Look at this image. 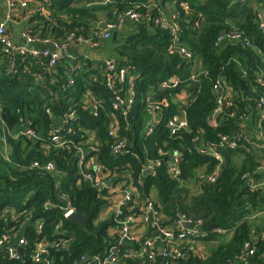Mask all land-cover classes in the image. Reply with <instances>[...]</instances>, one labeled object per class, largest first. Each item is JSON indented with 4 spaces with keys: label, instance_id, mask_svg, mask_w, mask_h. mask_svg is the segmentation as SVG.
<instances>
[{
    "label": "trees",
    "instance_id": "16d2710c",
    "mask_svg": "<svg viewBox=\"0 0 264 264\" xmlns=\"http://www.w3.org/2000/svg\"><path fill=\"white\" fill-rule=\"evenodd\" d=\"M20 8L31 21L24 29L30 35L57 41L83 36L97 45L71 41L77 59L65 55L49 69L40 64L43 57L2 53L0 236L20 233L26 244L17 248V259L0 248V264H80L82 258L95 263L93 257L103 258L111 246L120 254L157 235L153 225L135 243L108 234L116 225L114 211L101 215L117 193L83 178L93 166L82 164L80 171V150H87L85 160L104 166L108 180L131 181L140 199L152 198L160 227L177 233L185 218L196 230L195 238L179 243V258L167 259L154 248L152 259L119 256L118 264H264V186L258 185L264 181V120L259 121L257 108L264 92V32L259 27L264 0H42L40 10ZM17 9L10 13L13 21L22 20ZM127 9L138 13L137 21L124 19L106 38L97 34ZM161 18L167 24L156 23ZM228 32L241 33L249 45L225 37L214 45ZM181 49L192 57L185 58ZM105 58L132 67L136 75L126 114L111 106ZM164 80L169 86L162 88ZM182 91L186 97L178 98ZM85 92L97 102L96 115L84 103ZM175 118L186 126L171 133L167 122ZM247 119L250 136L241 134ZM27 128L33 135L23 134ZM110 128L115 137L108 135ZM54 129L65 144L52 141ZM117 140L124 141L126 151L113 154ZM202 145L216 148V154H199L196 148ZM172 155L176 174L169 169ZM148 161L160 164L143 177ZM47 163L53 170L45 168ZM215 172V180H208ZM192 179L199 191L188 204L186 184ZM66 204L85 217L84 225L63 216ZM130 213L138 211L124 208L122 218ZM40 241L48 242L43 255L48 263L32 260Z\"/></svg>",
    "mask_w": 264,
    "mask_h": 264
},
{
    "label": "built area",
    "instance_id": "2783aa9c",
    "mask_svg": "<svg viewBox=\"0 0 264 264\" xmlns=\"http://www.w3.org/2000/svg\"><path fill=\"white\" fill-rule=\"evenodd\" d=\"M27 0H6L7 4V20H11V12L16 11L17 6L21 5V7L26 5ZM139 18L138 13L134 9H127L117 15V21L118 22H109L103 27H101L100 30H98L97 34H99L101 37L106 38L109 36L110 29L116 28L119 26V23L123 21L124 19H129L132 21H137ZM260 18V24L259 27L260 29L264 32V20L262 18V15L259 16ZM156 23H161V24H167L166 21L161 18L157 19ZM176 29V25L174 26ZM175 29L172 28V31ZM175 33V32H172ZM22 36L25 40H27L30 43H35V42H42L45 44L50 45V47L43 48V49H34L30 50L28 53L35 58H40L43 57L44 61H41V65H45L47 69L52 68L53 66L56 65L57 60L59 59L60 55L59 52L67 47V44L70 41H74L77 44H88L92 46H96L97 43L94 42L92 39L83 37V36H77L73 37L72 35H69L67 38H65L63 41L60 40H52L49 38H41L38 36H33L30 35L27 32H23ZM228 38V39H242L246 45H249L248 40L241 35L239 32H228L224 35H221L217 37L216 42L214 45H217L223 38ZM0 43L4 47V50L6 53L13 55L15 53H23L25 49H23L21 46L17 44H12L9 39L5 35V23L0 22ZM183 52L185 58H191L192 55L190 52H188L185 49H181ZM48 58V60H45ZM102 64L104 66V73H105V79L106 83L109 86V89L113 91L114 98L111 102V106L113 109L121 111L123 114H126L132 105V86L134 84V79L136 78V75L133 73V68L130 66H121L118 63H115L113 60L110 58H106L102 61ZM174 79V78H173ZM117 82L125 84V87H117ZM171 81H173L171 79ZM169 86L167 81H163L160 83V87H166ZM219 83L218 81L216 82V89H218ZM227 95H231V92L228 90L226 92ZM85 99L88 101L89 100V92H85ZM177 97L182 98V93L177 94ZM183 97L185 98L186 95L183 94ZM220 104V101H218ZM89 106H92V109L94 111V115H96V110H97V102L94 101L93 103L89 101ZM257 108L259 112V121L264 120V92L262 96L259 98L257 102ZM219 108L217 107L214 109L213 113L217 114L219 113ZM155 110L152 111L154 113ZM155 121L151 120V123H154ZM211 124L216 125V123L212 120ZM168 127L170 128L171 133H175L176 131L183 130L186 126V121L184 119H168L167 122ZM70 131V130H68ZM23 134L27 135H33V132L31 129L27 128ZM52 141L55 143H58L59 145L65 144V140L63 139L62 135L58 134L57 129H54V131L51 133ZM108 135L111 137H115V131L113 128H110L108 131ZM222 141L227 143V140L224 137H222ZM88 150L93 151V146L88 145L87 147ZM210 149V148H209ZM214 150V148H212ZM87 150H80V158L78 161V165L81 171V166L87 165V164H92L93 166V173L87 174L84 173L82 176L84 179H88L91 181L92 185L96 186H101V187H106L108 188L111 193H120L115 200L109 199V202H115L116 206L114 211L115 214V221L116 225L112 228L115 230L113 232L119 239V242H124V243H135L138 242V238L133 233L131 230V224L135 219V215L133 213L127 214L122 218L123 214V209L126 208L128 210H132V207L129 206L132 200L133 196V189L135 188L131 181H122L121 183L118 182H112L109 179L110 174L108 171L105 170L104 166L101 163H97L92 161V159L85 160V152ZM125 150V143L123 140H117L114 145L112 146V152L113 154H119L122 153ZM201 151H206V149H201ZM169 162V169L172 173L176 174L178 172V167H177V159L176 156L172 155V159ZM160 164V161H148L146 162L143 166V169L149 168L150 171H154L155 167ZM36 165V163H34ZM45 168L47 170H53L52 164H46ZM215 175L216 172L212 175H209L207 178L210 181L215 180ZM122 183H125V188L122 186ZM250 187H253V184L250 182ZM258 185L264 186V181L258 182ZM259 187V186H257ZM127 188V189H126ZM123 190V191H122ZM63 197V195L61 196ZM152 198L151 200H144V204L141 207V211L143 212V217L142 220L143 222H151L153 226L156 227L157 229V235L153 238H146L144 237V240L139 244V246L136 249H133L132 247H127L125 248L120 254H119V249L116 248L115 246H111L107 252V254L99 259L98 256L93 257L95 263H91L89 261H84L85 258L81 259L80 264H118V257L119 256H132L136 255L139 257H146L147 259H152L153 258V252L151 249L155 248V243L156 241H161L162 244L159 248V253L170 260L176 259L181 257L182 251L179 248V243L186 240L190 241L191 239L195 238L197 236L196 230L190 229V228H184L180 227V230H178L177 233H174L172 229H164L160 227L157 224L159 212L153 207L152 203ZM46 205V204H45ZM52 205H48L45 208H49ZM144 209V210H143ZM74 208H72L69 204H66V206L63 209V216L64 217H69L72 213H74ZM182 221H187L191 223L189 220L182 218L178 224H180ZM42 227V222L37 223V231H40ZM176 235V237H175ZM140 241V240H139ZM26 244V240L23 236H18L15 239L9 236V234L4 233L0 236V248L7 250V255L11 259H17L19 258V253L17 251V248L20 246ZM48 245V242L46 241H40L36 244V248L34 250V255L32 256V260L34 262H44L48 263V259H45V256H43L46 253V247ZM49 245H55L57 246V243H50ZM253 247H251L249 244L245 245V249H247V252L249 254L253 253ZM263 256H264V249H263ZM74 264H77L74 262Z\"/></svg>",
    "mask_w": 264,
    "mask_h": 264
},
{
    "label": "crops",
    "instance_id": "0c3cea01",
    "mask_svg": "<svg viewBox=\"0 0 264 264\" xmlns=\"http://www.w3.org/2000/svg\"><path fill=\"white\" fill-rule=\"evenodd\" d=\"M29 2H30V0H27L26 6H29L30 9L40 10L42 8V0H34L33 2H30V3ZM18 6H21V5H18ZM23 10L24 9L21 10V8L18 10L19 14L22 16V18H21L22 20H20V21H18V20L13 21L12 19L7 20L6 0H0V22L5 23V35H6V37L9 39V41L12 44H17V45L21 46L23 49H25L23 53H15V55L28 53L30 50H34V49H43V48L50 47V45L42 43V42L30 43L23 38L22 33L24 32L25 24H31L30 23L31 21L27 18L28 16L26 14H24L27 12H23ZM262 18L264 20V10L262 12ZM26 19H28V20H26ZM22 22H24V24ZM2 53H6V52H5L2 44L0 43V61H1ZM78 54L79 53H78L77 49H74V46H68L67 48H65L59 52L60 57L68 55V56L73 57L75 59H77L76 56H78ZM54 123L57 125H60L61 124V118H54ZM250 124H251L250 119H247L246 123L243 124L245 129L241 130V134H246L249 136L251 135L252 130H251ZM260 171L262 173L260 175V178L264 179V166L260 169ZM197 176H199V175H197ZM122 186L125 188V183H122ZM196 187L198 188V185H196ZM198 191H199V188H198ZM119 194L120 193H118L117 196ZM133 195H135L136 198L133 199V196H132L131 207H132V210L134 209V211L136 209L138 211V214L135 215V219L131 224V230L133 231V233H135L137 238L140 240L145 235L148 226L149 225L152 226V224H151V222L145 223L142 220V217L144 215L143 214L144 211L143 212L141 211V207L144 204V200L140 199L141 198L140 192L137 188L133 189ZM117 196L115 195L114 197L116 198ZM115 206H116L115 202H112V203L110 202V207L107 208V210L102 213L101 218L107 217L110 213H112V211L115 209ZM144 213H146V212H144ZM113 232H115V230L112 228H110L108 230V234L110 236H113L112 235V234H114ZM197 243H202V242H197ZM161 244H162L161 241H156V243H155L156 250H158L160 248Z\"/></svg>",
    "mask_w": 264,
    "mask_h": 264
},
{
    "label": "clouds",
    "instance_id": "9594fccd",
    "mask_svg": "<svg viewBox=\"0 0 264 264\" xmlns=\"http://www.w3.org/2000/svg\"><path fill=\"white\" fill-rule=\"evenodd\" d=\"M262 15V14H261ZM43 38H48V37H43ZM49 39H52V38H49ZM52 40H55V39H52ZM71 42V41H70ZM69 42V43H70ZM74 42V41H73ZM68 43V44H69ZM75 44H77L76 42H74ZM68 44H67V47H68ZM91 47H94V46H92V45H90ZM66 47V48H67ZM61 59V57H59V59L57 60V62L59 61ZM106 59V58H105ZM122 66H125V65H122ZM180 93H182V98H184L183 97V94H185L184 93V91H182V92H180ZM180 93H178V94H180ZM177 95V94H176ZM179 98V97H178ZM84 103L86 104V103H88V101L86 100V99H84ZM210 148V149H209ZM201 149H206V151H201ZM196 151L199 153V154H202V155H208V156H210V154L212 155V154H216V148H214V150L212 149V147H210L209 145H202L201 147H199V148H196ZM144 167V166H143ZM145 169H149V168H145ZM144 170V169H143ZM142 170V171H143ZM155 170V169H154ZM148 174H154V171H150V173H148ZM147 174V175H148ZM143 176V175H142ZM146 176V175H145ZM144 177V176H143ZM134 186V185H133ZM135 187V186H134ZM136 188V187H135ZM75 213V212H74ZM179 230H180V227H178V224H177V226H176ZM192 229H194V226H193V228ZM124 243V242H123ZM127 244V243H126ZM124 250V249H123ZM158 252H159V249L157 250Z\"/></svg>",
    "mask_w": 264,
    "mask_h": 264
},
{
    "label": "water",
    "instance_id": "95a60500",
    "mask_svg": "<svg viewBox=\"0 0 264 264\" xmlns=\"http://www.w3.org/2000/svg\"><path fill=\"white\" fill-rule=\"evenodd\" d=\"M148 173H150V169H144L142 171V175L145 176L147 175ZM68 219H70L72 222H75L77 224H80V225H84L85 224V217L84 216H81V215H78L76 213H72ZM178 227H184V228H190L192 229L193 228V224L187 222V221H182L180 224H178Z\"/></svg>",
    "mask_w": 264,
    "mask_h": 264
},
{
    "label": "rangeland",
    "instance_id": "374dc122",
    "mask_svg": "<svg viewBox=\"0 0 264 264\" xmlns=\"http://www.w3.org/2000/svg\"><path fill=\"white\" fill-rule=\"evenodd\" d=\"M89 105V100H88V103H86ZM188 186V189H189V192L187 193V201L186 203L190 204L191 201L196 197L198 196V188L196 187V182L194 179L190 180L187 184ZM200 185V183H199ZM10 237H12L11 235H9ZM20 236V233L19 234H15L13 236V238L15 239L16 237Z\"/></svg>",
    "mask_w": 264,
    "mask_h": 264
}]
</instances>
